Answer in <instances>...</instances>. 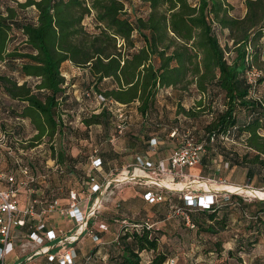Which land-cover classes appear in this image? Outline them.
<instances>
[{"label":"trees","instance_id":"trees-1","mask_svg":"<svg viewBox=\"0 0 264 264\" xmlns=\"http://www.w3.org/2000/svg\"><path fill=\"white\" fill-rule=\"evenodd\" d=\"M131 1L25 0L17 3L19 9L35 11L34 22L30 23L18 20L14 8L7 7L0 14V92L9 100V106L3 110L11 120L28 121L34 131L31 138L21 142V149L47 146L50 158L61 171L57 174L67 175L77 162L67 149V132L72 134L74 129L70 119L73 110L66 107L67 83L61 68L69 62L87 71L93 85L84 95L100 106L99 112L80 122L84 129L113 120L108 107L115 104L124 107L135 104L142 128L146 127L147 119L155 113L160 92L166 89L191 92L195 96L191 107L184 109L178 105L176 113L195 119L209 111L210 119L203 126L205 151L199 163L208 166L210 172L217 164V170L244 169L247 180L255 176L253 188L264 191V102L254 95L264 79L260 77V73L264 75L260 45L264 38V0H245L240 18L229 15L228 0H135L138 11ZM86 19L94 32L87 31ZM224 31L226 40L220 44L217 33ZM252 70L257 75L250 85L247 73ZM27 80H32V85ZM104 81L108 85L100 89ZM215 102H219L221 110H212ZM240 115L245 120H238ZM8 130H3L8 134L7 139L14 136ZM156 133L159 132L145 137L143 149L132 153L131 161L135 155L148 154L151 139L156 146L155 137L164 139L165 135ZM222 136L239 140L246 152L237 156L220 147L217 150L223 142L219 139ZM166 138L174 139L168 135ZM85 139L94 148L92 138ZM88 156L89 153L86 159ZM98 156L100 171L109 162L115 166L113 156L109 155L108 160L99 149ZM100 171L90 173L83 187L87 188L91 176L98 182L102 180ZM49 174L44 182L36 184L40 189L47 187L42 185L49 180ZM174 197V204L168 200L166 205L186 212L193 225L188 229L212 240L203 252L219 256L222 240L218 233L226 226V220L218 212L224 203L217 202L208 209L189 208L179 195ZM39 198L46 203L58 200V195L45 192ZM229 200H235L242 218L248 221L244 231L262 233L264 200H258L251 213L245 212L243 199L230 195ZM146 221L124 222L117 236V253L95 264H164L169 258L158 252V235L152 226L147 228ZM244 250L241 246L235 248L236 253ZM141 251L150 252L149 263L138 256ZM236 262L239 263L237 257Z\"/></svg>","mask_w":264,"mask_h":264},{"label":"rangeland","instance_id":"rangeland-1","mask_svg":"<svg viewBox=\"0 0 264 264\" xmlns=\"http://www.w3.org/2000/svg\"><path fill=\"white\" fill-rule=\"evenodd\" d=\"M25 0H0V14H4L5 9L7 7L14 8L17 13V19L30 23L34 22L35 19V11L32 8H25V9H19L17 7V3H23ZM244 1L245 0H228L227 3L231 7V10L229 11V15L234 18H240L243 16L244 13ZM132 5L136 8L138 7V3L135 0H132ZM126 8H128V5H125ZM139 9H141L139 7ZM136 11L138 9L136 8ZM84 24L86 25V29L89 32H94V29L92 28V25L90 24L89 19H86ZM226 32L224 31L222 34L217 33L218 40L220 44H223L226 39L225 38ZM229 45V43H228ZM260 45L262 48V52L264 55V38L260 40ZM264 58V57H263ZM3 69V67H1ZM61 72L65 77V81L67 83V93H68V101L66 104V107L68 109L73 110L72 116H70L73 124H71L73 131L72 134L71 131H68V138H67V149L69 150V153L72 155L73 159H76L77 162L74 163V167L72 166V169L69 171V173L64 174H57L56 172L52 171L50 168L52 167L51 158L48 153V147L45 145H41L35 149H30L28 151H24L21 149L20 144L23 143L24 140H28L31 138L34 134V131L32 127L30 126V123L28 121H21V120H11L7 114L4 112L5 108L9 106V100L0 92V133L3 132V130H8L9 135H12L10 130L14 132V136L12 135L10 138L7 139V143L0 144V174L5 175H12L16 178H20L19 175L16 173V165L14 164L12 157L6 154L7 147H10L15 149L14 154L17 156L18 160H20L24 165L28 166L32 173H34L36 176H40L42 174H49V180L46 181V183L42 186L47 185L45 189H40L39 185L32 186V191L39 192V196L42 194H56L59 196H65L69 193L70 190L76 191L78 194H80L82 201L81 204H87V207L90 205L91 201L96 197H98L101 206H105L108 208H113L117 210H121V206L119 204V200L115 199L114 197H118V193L120 197L127 198L130 195H135V192L139 194V189L146 187L153 188L149 185H145L146 180H134L131 182H124V183H111L108 188H101V191L96 194L95 196H92L91 200L87 202V188L86 186L83 187V183L86 181L87 176L90 175L89 171V163L86 159L88 153L92 150L90 148V143L88 145L85 138H88L89 136L92 138L93 147L100 150L101 155H105V158H108L109 155L113 156L114 158V165L118 167L119 165H122L125 163V166L131 165L133 161H131V154L135 152H141L144 146L145 137H149L148 135L154 132L159 136L161 134L168 135L172 129L176 128L179 130L180 135L182 134H190L193 136V138L196 141H202L204 138V131L203 126L209 121L210 115L209 111L204 112L199 117L195 119H187L183 117L181 114H177V106H181L184 109H187L191 107V104L194 101L195 96H192L190 93H185L179 90H170L166 89L165 91H162L159 93L157 97V104H156V110L153 116L149 117L146 122V127L142 128L141 119L139 116L134 113L133 106H127L122 108V114H123V124L125 127V130L123 131V135L120 137H117L114 143L110 142V139L114 136H117L116 134V117H114L113 120L108 121L103 126H91L87 130L84 129V127L81 125V121L84 118H87L88 116L95 114L99 112L100 106L98 103L91 97H86L84 95V92L86 89H89L93 82L89 76H87V71H84L83 69H77L70 63H65L62 65ZM257 72L255 71V74ZM260 77L264 78V75L260 73ZM27 82L32 85V80H27ZM107 81H104L102 85H100V89H103L106 87ZM255 97L261 99L264 102V79L263 81L256 87ZM4 109V110H3ZM108 109H112L113 111L116 109L115 106H109ZM212 110H221V106L219 102H215L212 105ZM238 120H245L243 115L238 116ZM158 125V127H156ZM171 129V130H170ZM170 130V131H169ZM77 133V134H76ZM8 136V134H6ZM157 135V136H158ZM144 136V137H143ZM181 139V136H180ZM179 138L176 137L171 142H167L168 145L164 148H171L175 149L178 146ZM114 144V145H113ZM222 148L224 152H227L229 154H236L237 156H242L246 151L242 145V142L239 140H228L223 141L222 144L218 145L217 148ZM142 148V149H141ZM141 149V150H139ZM124 150V151H122ZM219 150V148L217 149ZM218 152V151H217ZM108 155V156H107ZM108 160H110L108 158ZM110 163V162H109ZM129 173H131V168L127 170ZM36 172V173H35ZM102 172V171H100ZM113 176H104L103 172V179L98 182V184H102V187L106 183L107 180H112L114 176L117 174L113 172ZM231 180H242L241 172H239L238 169L233 171L230 174ZM191 179V178H190ZM175 183L184 184L182 181H179V179L174 180ZM192 182L196 180H190ZM195 183V182H194ZM185 184H187L185 182ZM246 181L242 180V184L240 185H231L226 183H221L219 181H211L207 183V187L209 190L213 189L214 187H220L219 185H229L233 187H241L243 190H251L253 189L254 192H264L261 190H255L253 188V185H251L249 182L246 184ZM5 186V187H4ZM190 186H193L194 188L198 189V186L193 184H190ZM7 188V185L0 180V188ZM21 189V188H20ZM179 189V188H178ZM45 190V191H44ZM44 191V192H43ZM135 191V192H134ZM34 192L31 194L34 195ZM83 193V195H81ZM169 194L171 197L167 195V193H164L165 197V203L160 204L163 209H161V213L163 217L168 219V221H174L175 226L177 229L176 233V243L177 250L175 251L178 253V256L175 258V264H189L188 256L186 251H188V245L192 244L191 241L188 240L189 235L192 233L196 235L194 230H189L182 224L181 217L179 215H171V210L169 211L167 209V201H171L172 204L175 202V197L179 195L180 192H170ZM194 194V193H193ZM197 193L196 195H198ZM137 196V195H135ZM237 198L243 199L245 201L244 208L246 213H251L252 211H255L253 208L254 205L257 204L258 199L251 198L250 196L257 197L255 194L246 195L244 192H241L239 195H236ZM38 197V196H36ZM119 198V197H118ZM136 198V197H135ZM257 198H264V197H257ZM128 200V199H127ZM132 206V204H130ZM134 205V204H133ZM117 207V208H116ZM153 209L157 208H151V210H148L150 213L153 211ZM160 210V209H159ZM101 212V211H100ZM152 213V212H151ZM159 213V212H158ZM103 213L100 214L102 216ZM157 216V212L152 213V217ZM97 217V216H96ZM142 217V216H141ZM121 218V217H120ZM141 218L132 217L129 218L126 222L129 223H140ZM94 220L91 219V221ZM90 221V222H91ZM167 221V222H168ZM166 223V221H165ZM262 223L264 224V217L262 220ZM247 227H243V230H247ZM158 237L160 235H165V231L162 229H158V231L155 232ZM167 239V236H166ZM243 241L237 242L238 244L236 247H243L245 248L244 251H242L241 254L247 255L251 249L255 248V254H257V257L254 261V264H262L264 262V228L262 233H258L257 235L252 234L251 237H244L242 238ZM96 243V242H95ZM212 243V240L208 239V237L203 236L201 237V240H199V245H201V250L204 251L209 247ZM216 255L215 253H213ZM216 257V256H215ZM88 257L84 256L82 258L77 259L76 264H95L98 263V260H95L90 257L89 260H87ZM245 259V256H244ZM217 262H220L223 264V261L215 259ZM219 263V264H220ZM247 264V259H246Z\"/></svg>","mask_w":264,"mask_h":264},{"label":"built area","instance_id":"built-area-1","mask_svg":"<svg viewBox=\"0 0 264 264\" xmlns=\"http://www.w3.org/2000/svg\"><path fill=\"white\" fill-rule=\"evenodd\" d=\"M257 74L252 70L247 73V82L252 85L254 78ZM253 97V96H252ZM100 101H103L99 97ZM116 109L113 111L110 109L114 117H116V134L110 139L111 143H114L117 137L123 135L125 130L123 124L122 108L124 106L115 104ZM168 136L170 138H179L178 146L173 149L165 159L157 162L149 161L145 155H135L133 157V163L131 165L124 166L112 180H107L104 186L98 184L95 176L90 177L89 184L87 186V202H89L92 196H95L101 191V188H108L111 183H128L134 180H146L145 185L152 186L154 191H146L143 194V200L150 205H155L165 200L164 193L180 192V197L185 206L189 208H201L208 209L211 205L217 202H225L230 195H239L238 192L241 187H235L234 191L227 192L223 190L211 189L204 190L203 185L207 186L206 181L197 180L190 181L182 190H176L173 188L176 184L175 179L182 178L181 171L184 168H192L196 166L202 155L204 154V144L202 141H196L190 134L180 135L179 130L172 129ZM181 136V139H180ZM221 141H228V136H222L219 138ZM212 141V138H210ZM7 143V135L3 131L0 133V144ZM156 146L154 139H151L148 143V152L153 151ZM6 154L12 157L14 164L16 165V173L20 178H16L12 175L0 174V180L3 181L7 188H0V264L6 263V258L14 252L15 244L13 241V231L16 228H23L28 225L30 233L27 235V241L20 245L22 252L27 251L30 247L34 250L25 258L24 261L17 259L14 264H33L32 261L36 258L45 259L48 263L55 262L56 264H75V244L79 239L85 235L93 242H99V237L94 233V230L90 227L91 219H96L97 212L101 206L98 197L94 198L86 210H81L80 205L82 198L74 190H70L68 193V205L67 207H60L58 200L54 199L49 202L40 200L39 197L32 196V186L37 183H42L47 178V174L36 176L32 173V170L24 165L11 147H7ZM89 171L96 174L101 170V161L98 156V149L92 148L88 156ZM50 168L54 172L61 173L59 167L54 164L51 159ZM131 168V173L127 170ZM220 182V181H219ZM193 183L198 186L201 194H192L189 191V185ZM221 183L224 184L223 181ZM224 186V185H219ZM246 187V186H245ZM24 188L26 193L30 196L27 205L24 208H20L18 204L19 189ZM250 191H254L251 189ZM83 195V193L81 194ZM251 198H255L250 196ZM257 199V198H256ZM259 200V199H258ZM88 205V203L86 204ZM171 215H179L184 225L192 229L193 225L189 222L186 212L171 207ZM49 213H57L61 217L69 216L75 224V230L68 235H61L54 230H48L44 222V216ZM147 224V221H146ZM136 228L138 226H135ZM151 225L148 223L147 228ZM99 229L106 230L104 224L99 225ZM150 252L141 251L138 256L142 258L146 263H149ZM164 264H175L174 258H169Z\"/></svg>","mask_w":264,"mask_h":264},{"label":"crops","instance_id":"crops-1","mask_svg":"<svg viewBox=\"0 0 264 264\" xmlns=\"http://www.w3.org/2000/svg\"><path fill=\"white\" fill-rule=\"evenodd\" d=\"M65 63H69V62H65ZM129 106H133V109L135 111V104H131ZM155 139L157 140L158 143L157 146H155L153 151H149L148 154L146 155V158L154 163L159 160L165 159L168 156L169 152L172 149L171 148L165 149L164 145L167 146L168 145L167 142L173 141L166 138V135L164 136V139L160 137H155ZM124 166L125 163L121 165V167L116 168L115 166L112 167L111 164L107 163L106 167L103 169V175L107 177L109 176L111 177L114 175L113 172H115L119 168L122 169ZM218 167H219L218 164L215 165L213 172H210L209 167L203 165V163L200 162L192 168H184L181 171L182 178H178V179L183 183L185 182L188 183L190 182V180H196V181L202 180V181H206L207 183L211 181L217 182L220 180H224L226 184L240 185L242 184V180L243 181L245 180L246 182H249L251 185L255 184V176H252L250 177V179L247 180L244 169L234 168V169H230L229 171H224V170H217ZM236 169H238L239 172H241L243 178L242 180L240 179L237 181L231 180L230 174ZM190 184L192 185V183ZM147 187L146 189L138 187L139 194H137L134 191L135 195L137 196L130 195L127 198H123L120 197L118 193L119 198L114 197L113 200L115 199L119 200L121 210L100 206L97 212L96 219L90 222V227L94 230V233L99 237V242L95 243L91 240V238L83 235L79 239V241L75 244V254H76L75 264L77 262V259L79 260V258H82L84 256L91 257L95 260H98V262H105V260L108 258L109 255L116 254L117 253L116 249L118 246L117 236H119L121 227L124 224V222L127 224L126 221L132 217L141 218L140 221L147 220L155 232L158 231V229L163 228V231H165V235L164 236L160 235V237H158V246H157L158 252L165 254L168 258L175 259L178 256V253L175 252L177 250V245H178L176 243V236H175L177 233L175 222L174 221L169 222L168 219L166 218H162V219L160 218L163 217L161 213V209H163V207H161L160 204L165 203L164 202L165 200L155 205L147 204L143 200L142 196L146 191H154V188L148 189ZM189 187H190L189 191H191L192 194L193 193L201 194L199 189H196L190 185ZM32 196L39 197V192L37 193L34 192V195L32 194ZM29 198L30 196L28 195V193H26V190L24 188L19 189L18 204L21 209L27 205ZM178 203L181 204V202ZM221 203L224 204L221 207L222 209L221 211L218 212V214H220V216L224 215L226 220V226L224 227L223 230H221L218 233V237L222 240V244H221L222 250L219 256L214 255L212 252L204 253L201 250L202 249L201 245H199V240H201L202 235L201 234L194 235L191 233L189 235L188 240L191 241L192 244L188 245L189 246L188 251H186L189 260L188 263L215 264L216 262L215 259L217 258V260L220 261L225 260L226 264H246V259H247V264H254V261L257 257V254H255L254 251L255 248L251 249V251L247 255L235 252L236 242L242 239V237L243 238L248 236L251 237V235L254 234V232L252 230L245 232L242 229L244 226L248 225V221L246 220V218L245 219L242 218L240 211L237 209V203L235 202V200L230 201L228 198L227 201ZM130 204H132V206ZM58 205L60 207H67L68 205L67 194L65 196L62 195L58 197ZM151 208H157L151 211L152 213L157 212V216L152 217V213L151 212L148 213L149 212L148 210H151ZM170 208L171 206L167 205V209L169 211ZM80 209L85 211L86 204L85 205L81 204ZM101 213H103L102 216H100ZM44 222L48 230H54L58 233H61V235H68L69 233L73 232L76 227L74 222L69 216L61 217L57 213H49L45 215ZM102 224L106 226L105 231L99 229V225ZM183 226L185 225L183 224ZM29 233L30 231L28 229V225L24 226L23 228H16L13 231V241L15 244V249L14 252L6 258L5 264H14L17 259L24 261L25 258H27L28 255L31 253V251L34 250V248L32 249V247H30L25 252H22L20 249V245L23 242L27 241V235ZM236 257L239 258V263L236 262ZM32 263L56 264L55 262L48 263L45 259H41V258L34 259ZM219 263L220 262H217V264ZM262 264H264V262H262Z\"/></svg>","mask_w":264,"mask_h":264},{"label":"bare ground","instance_id":"bare-ground-1","mask_svg":"<svg viewBox=\"0 0 264 264\" xmlns=\"http://www.w3.org/2000/svg\"><path fill=\"white\" fill-rule=\"evenodd\" d=\"M185 186H183L182 184H176L175 186H173L174 189L176 190H182ZM179 188V189H178ZM204 190H208L207 186L203 185ZM235 187L233 186H229V185H224V186H220V187H214L213 189H217V190H223V191H227V192H232L236 189H234ZM238 192H244L246 195H251V194H255L257 197H264V192H254V191H250V190H243L240 189ZM255 197V198H257ZM259 199H264V198H259Z\"/></svg>","mask_w":264,"mask_h":264},{"label":"water","instance_id":"water-1","mask_svg":"<svg viewBox=\"0 0 264 264\" xmlns=\"http://www.w3.org/2000/svg\"><path fill=\"white\" fill-rule=\"evenodd\" d=\"M257 199H259V198H257ZM259 200H264V199H259Z\"/></svg>","mask_w":264,"mask_h":264}]
</instances>
